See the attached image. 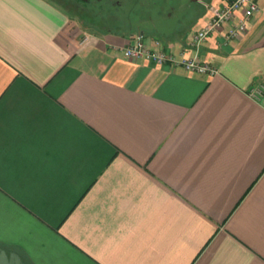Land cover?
Segmentation results:
<instances>
[{"label": "crops", "instance_id": "obj_1", "mask_svg": "<svg viewBox=\"0 0 264 264\" xmlns=\"http://www.w3.org/2000/svg\"><path fill=\"white\" fill-rule=\"evenodd\" d=\"M256 1L234 39L240 12L190 45L222 0L160 32L215 71L197 74L123 55L158 17L97 32L54 0H0V247L26 264H264Z\"/></svg>", "mask_w": 264, "mask_h": 264}, {"label": "built area", "instance_id": "obj_2", "mask_svg": "<svg viewBox=\"0 0 264 264\" xmlns=\"http://www.w3.org/2000/svg\"><path fill=\"white\" fill-rule=\"evenodd\" d=\"M222 1L223 4L220 6L205 5L210 17L204 27L191 34L190 45L195 49H198L209 36L220 31L225 24L233 21L237 12H240L241 16L236 23L230 26L226 38L234 39L240 36L245 31L249 18L259 10L256 0ZM122 52L130 60H143L157 66L180 67L185 71L197 74H215L211 67L201 64L196 56L186 59L181 54V59H177L160 40L148 39L142 33L131 35ZM263 93L264 87L259 85L251 89L250 96L257 98Z\"/></svg>", "mask_w": 264, "mask_h": 264}, {"label": "flooded vegetation", "instance_id": "obj_3", "mask_svg": "<svg viewBox=\"0 0 264 264\" xmlns=\"http://www.w3.org/2000/svg\"><path fill=\"white\" fill-rule=\"evenodd\" d=\"M68 7L75 13L81 16H86L88 10L96 9L102 11L103 9H125L126 7H137V8H146L144 13H138L134 20L131 18L121 19L120 15L114 13L110 14H98L99 22L97 32L102 31H111L117 28L115 24L131 21H142V22H151L152 20L159 17V11L169 9L171 1L174 0H65ZM186 1L188 5L192 0H183ZM140 8V9H141ZM155 10L157 14L155 15ZM92 27V26H91ZM93 30V28H91ZM96 31V30H95ZM136 33H142V31H137Z\"/></svg>", "mask_w": 264, "mask_h": 264}, {"label": "rangeland", "instance_id": "obj_4", "mask_svg": "<svg viewBox=\"0 0 264 264\" xmlns=\"http://www.w3.org/2000/svg\"><path fill=\"white\" fill-rule=\"evenodd\" d=\"M57 2L59 7L64 8L75 20L79 21L82 20L84 23L91 25L89 28H93V30L98 29V22H99V16L98 14H110L114 13L117 16L120 15L121 19L125 18H131V20H134L135 17L138 15L139 11L140 13H144L146 8H133V7H126L125 9H103L102 11H98L96 9H90L88 10V14L86 16H81L79 14H75L70 7H68L65 0H54ZM190 4V3H189ZM169 9H165L163 11H159L160 15L156 19L155 23L152 27L145 26V33L148 34L153 39H158L160 41H163L160 35V32L165 31L166 29L172 28L176 25L177 22H179L182 13L185 11L187 4L186 1L183 2V0H174L171 1ZM110 12V13H109ZM170 13L172 14V17L168 18ZM157 14V11L155 10V15Z\"/></svg>", "mask_w": 264, "mask_h": 264}, {"label": "water", "instance_id": "obj_5", "mask_svg": "<svg viewBox=\"0 0 264 264\" xmlns=\"http://www.w3.org/2000/svg\"><path fill=\"white\" fill-rule=\"evenodd\" d=\"M0 264H26V262L19 253L0 247Z\"/></svg>", "mask_w": 264, "mask_h": 264}]
</instances>
